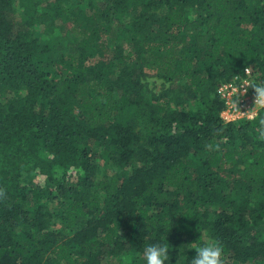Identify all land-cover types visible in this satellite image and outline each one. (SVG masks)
<instances>
[{
	"label": "trees",
	"instance_id": "16d2710c",
	"mask_svg": "<svg viewBox=\"0 0 264 264\" xmlns=\"http://www.w3.org/2000/svg\"><path fill=\"white\" fill-rule=\"evenodd\" d=\"M19 1L0 0V264H144L150 244L190 264L206 231L224 264H264V142L219 92L264 83V0H28L25 21Z\"/></svg>",
	"mask_w": 264,
	"mask_h": 264
},
{
	"label": "clouds",
	"instance_id": "9594fccd",
	"mask_svg": "<svg viewBox=\"0 0 264 264\" xmlns=\"http://www.w3.org/2000/svg\"><path fill=\"white\" fill-rule=\"evenodd\" d=\"M254 90L252 106L247 111H241L238 103L233 108L249 121L257 122V140L264 142V83L246 82L243 92L248 88ZM5 197V191L0 188V198ZM144 264H166L169 259V248L161 244H150L142 253ZM223 245L218 240H209L202 246L195 248V255L190 264H224Z\"/></svg>",
	"mask_w": 264,
	"mask_h": 264
},
{
	"label": "rangeland",
	"instance_id": "374dc122",
	"mask_svg": "<svg viewBox=\"0 0 264 264\" xmlns=\"http://www.w3.org/2000/svg\"><path fill=\"white\" fill-rule=\"evenodd\" d=\"M31 3L28 2V0H21L19 2L16 3L15 5V14H16V17L17 19L21 20V21H25L28 16H27V12H26V9L28 6H30ZM111 43H120L122 45H126V41L123 37H119V38H116L115 37V40L111 41ZM111 46V45H109ZM253 75H251L250 79H252ZM143 84L144 86H146L147 88H149L150 90H153L155 92H159L161 90H164L166 89L168 86H169V83L168 82H165L161 79H158L156 77H146L145 79H143ZM230 98V102L231 103H237L239 102L240 100V95L236 92H232L228 95ZM248 105L251 107L252 106V103H248ZM221 117H223L225 120H229L227 116V113L226 112H221ZM114 166L113 165H109V164H106L105 162H103L100 166V171L101 173H103L104 171H106L107 169L110 170V169H113ZM59 231V229H58ZM214 240L213 238L209 237V235L207 234V231L205 232L204 234V240L198 244V245H192V246H189L188 247V250L190 252L194 251L196 247L198 246H202L204 245L205 243H207L209 240Z\"/></svg>",
	"mask_w": 264,
	"mask_h": 264
},
{
	"label": "built area",
	"instance_id": "2783aa9c",
	"mask_svg": "<svg viewBox=\"0 0 264 264\" xmlns=\"http://www.w3.org/2000/svg\"><path fill=\"white\" fill-rule=\"evenodd\" d=\"M244 73H245V77L242 80L240 81L233 80L227 83H222L219 86V92L224 100L223 112H226L227 116H229L228 117L229 120H225L222 117L225 121H235L239 119H246L242 116L240 112L236 111L233 108L234 103L230 102V99H229L230 97L228 96L230 93L236 92L240 95V100L237 103L241 111H247L250 108L248 103L253 104L254 96H251L248 93V91L243 92L246 82H253V80L250 79L251 74L249 73V70L247 68L244 69Z\"/></svg>",
	"mask_w": 264,
	"mask_h": 264
}]
</instances>
